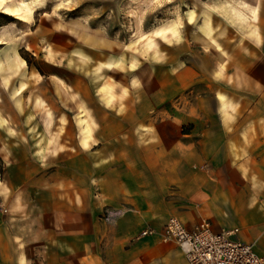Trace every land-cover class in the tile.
Returning <instances> with one entry per match:
<instances>
[{"label":"crops","instance_id":"1","mask_svg":"<svg viewBox=\"0 0 264 264\" xmlns=\"http://www.w3.org/2000/svg\"><path fill=\"white\" fill-rule=\"evenodd\" d=\"M201 5L149 75L145 55L76 48L71 92L44 74L55 119L20 85L18 46L1 47L0 264H187L161 238L170 215L264 255V0ZM48 90L38 105L54 107Z\"/></svg>","mask_w":264,"mask_h":264},{"label":"rangeland","instance_id":"2","mask_svg":"<svg viewBox=\"0 0 264 264\" xmlns=\"http://www.w3.org/2000/svg\"><path fill=\"white\" fill-rule=\"evenodd\" d=\"M24 1L30 0L0 1V39L5 40L0 42V49L5 45L18 46V65L21 67L23 61L26 63L24 72L19 74L20 85L30 88V97L34 96L40 116L49 111L50 118L55 119L60 111L57 98L61 95L55 83L58 85L60 81L53 76L54 83L52 75L47 79L44 74L66 75L62 79L63 86L71 92L76 48L79 55L83 53L84 56L88 45L109 48L115 54L145 55L149 75L153 70L151 62L156 48L186 36L187 9L194 6L201 11L203 0H40L42 4L36 10L32 7L31 16L28 15L29 8L22 4ZM171 19H176L177 31L162 36L164 30L157 32L161 28L158 27ZM189 27L191 30L192 25ZM84 29L103 37V43L84 42ZM150 36L151 44L147 42ZM1 54L0 51V63L12 56V53ZM49 88L56 94L55 98L50 95L55 108L43 100L38 105L43 92H49Z\"/></svg>","mask_w":264,"mask_h":264},{"label":"built area","instance_id":"3","mask_svg":"<svg viewBox=\"0 0 264 264\" xmlns=\"http://www.w3.org/2000/svg\"><path fill=\"white\" fill-rule=\"evenodd\" d=\"M0 210H6L0 201ZM112 212H107V216ZM152 227H144L141 234H151ZM164 241L174 240L187 264H264V255L259 254L251 242L236 236V228L213 230L210 221L201 218L187 227L176 215H170L161 231Z\"/></svg>","mask_w":264,"mask_h":264},{"label":"bare ground","instance_id":"4","mask_svg":"<svg viewBox=\"0 0 264 264\" xmlns=\"http://www.w3.org/2000/svg\"><path fill=\"white\" fill-rule=\"evenodd\" d=\"M3 1V0H0ZM43 1V0H42ZM42 1L40 0H30V1H24L22 4L25 8L27 6L28 9V15H32V7L35 9L39 8L42 4ZM21 7H18L17 9H20ZM35 9V10H36ZM84 33L82 34L83 41L86 43H92V44H101L104 41L103 37H100L99 35H92L87 30H83Z\"/></svg>","mask_w":264,"mask_h":264}]
</instances>
